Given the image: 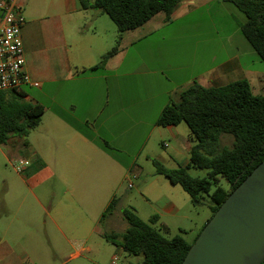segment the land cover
I'll return each mask as SVG.
<instances>
[{
	"label": "crops",
	"instance_id": "crops-1",
	"mask_svg": "<svg viewBox=\"0 0 264 264\" xmlns=\"http://www.w3.org/2000/svg\"><path fill=\"white\" fill-rule=\"evenodd\" d=\"M213 1L217 0H184L174 9L171 18ZM15 2L23 18L20 37L24 69L31 80L39 84L38 87L25 86L21 91L25 100L43 106L44 112L35 127L38 131L36 143L26 141L28 149L22 151L25 156H9L11 163L20 158L28 160L29 166L15 175L18 182L8 184L4 181L6 193L0 199V264H25L27 261L37 264L18 239L31 236L37 229L35 210L45 211L54 230L65 239L67 234L85 229L96 218L95 213L89 212L88 205H98L103 212L110 201L115 200L114 215H119L120 219L115 218L120 223H124L121 215L124 208H132L137 215L136 208L125 207L120 188L130 177L139 178L141 167L137 161L142 155L153 156L147 149L152 135H157L167 150V159L174 166L183 167L189 162L192 143L188 128L181 124L156 126L161 111L173 102V94L178 100L180 92L193 82L204 87L223 86L219 82L237 65L224 62L218 67L204 69L184 83H177L167 92L169 99L161 103L157 101V92L166 88L164 82L172 81L158 76L163 75L161 64L153 63L156 58H152V53L158 50L154 46L166 42L174 44L177 38L160 36L151 40L149 34L172 24L164 20V15L154 21L155 15L141 27L123 33L117 53L98 68L95 66L100 57L114 47L116 38L114 24L101 20L104 14L88 12L90 10L83 9L79 0ZM1 19L0 11V24ZM126 78L134 79V85L127 86L134 96L130 104L119 97L116 105L114 99L123 92L119 80ZM139 79L142 80L138 83ZM25 88L32 92L27 94ZM165 88L162 94H166ZM138 92L141 95H137ZM21 140L12 137L7 143L20 151L19 145L25 139ZM100 141L112 144L130 158L129 162L105 152L98 144ZM29 181L35 190L46 181L47 191L39 188L36 195ZM170 185L171 189L163 185L164 190L154 185L143 194L147 201L159 205L158 213L153 215L155 222L163 216L179 215L180 209L169 194L177 193L176 187L180 186ZM42 224L46 226V221ZM159 224L164 232L169 231L167 223ZM126 229L125 226L123 232ZM199 229L195 231L198 233ZM98 231L97 227L95 232Z\"/></svg>",
	"mask_w": 264,
	"mask_h": 264
},
{
	"label": "trees",
	"instance_id": "trees-1",
	"mask_svg": "<svg viewBox=\"0 0 264 264\" xmlns=\"http://www.w3.org/2000/svg\"><path fill=\"white\" fill-rule=\"evenodd\" d=\"M79 1L83 9L107 15L118 32L117 44L100 57L95 66L99 68L117 53L123 33L141 27L158 13L168 21L184 0ZM224 1L244 15L245 22L239 30L264 63V0ZM43 112V107L25 100L21 90L0 92V145L12 137L25 138L39 125ZM180 123H185L189 130L192 143L189 162L174 170L165 169L155 160L152 163L156 174L163 175L173 185H179L193 206L200 204L202 194L208 195L212 204L211 218L227 196L264 159V96L254 95L246 79L212 87L193 82L180 92L176 102L163 108L156 126ZM221 134L232 136L230 147L220 146ZM98 144L115 159H121L119 150L112 149L106 141ZM190 167L207 170V177H191L187 173ZM219 178L226 180L228 189L219 186ZM212 187L214 189L209 193ZM114 207L115 200H111L102 217ZM121 215L127 229L121 234L104 233L102 236L127 254L141 257L140 264H181L203 228L192 242L179 235L167 239L150 225L155 222V216L148 223L144 222L132 208H124Z\"/></svg>",
	"mask_w": 264,
	"mask_h": 264
},
{
	"label": "rangeland",
	"instance_id": "rangeland-1",
	"mask_svg": "<svg viewBox=\"0 0 264 264\" xmlns=\"http://www.w3.org/2000/svg\"><path fill=\"white\" fill-rule=\"evenodd\" d=\"M88 12L93 13L94 11L90 10ZM160 16H163V14H156L153 20L157 21ZM101 18V20L107 22V24L113 25V22L107 15H102ZM168 22L172 23L169 27L160 28L153 34H149L151 40L159 38L160 36L177 38L174 44H166L168 43L166 42L164 43L165 45L154 46L157 47L156 49L158 50L152 53V58H156L153 63L157 65L160 63L163 72V75L158 76L172 81L171 83L164 82L166 88L164 86L161 90L165 88L166 94H162L161 90L157 92L159 94L157 101L165 103L167 99H169L167 92L173 90L177 83H184L190 77H193L204 69L218 67L224 62L237 65V68L226 74L225 78L223 80L221 79L222 81L219 82L220 84L226 85L236 80L246 79L254 95L264 96V63L259 59L256 52L241 34L239 26L245 22V17L232 4L224 0L213 1L207 6H201L183 15H175L170 18ZM113 26L114 37H116L114 41L115 46L118 42V32L115 25ZM133 80L129 78L119 80L118 84L121 88L123 86V92L120 94L118 93L119 95L114 99L116 105L119 102V97L123 98L124 101L129 104L131 103L130 100L134 94L127 90V86H133ZM141 80L139 79L138 83ZM185 87L187 86H184V88ZM25 92L30 94L32 91L31 89L25 88ZM136 94L141 95L140 92ZM171 101H177L174 94L172 95ZM180 124L187 128L185 123ZM37 134L38 131L35 128L30 130L28 135L23 138L25 139L24 142L36 143ZM18 139L21 140L22 138ZM232 142L233 138L231 135H220V146L230 147ZM108 145L112 149L118 150L111 146L112 144ZM26 149H28V144L24 145V143L19 145L20 151L10 147L8 143L0 145V199L6 193L5 180L8 184L12 181L18 182V179L15 177V175L17 176V172L11 166L12 159L9 156L12 154L21 156L25 154L23 152H25ZM147 149L148 153H151L153 156L142 155V157L139 158L137 165L141 167L140 176L137 179L130 177L129 180L122 182L120 197L122 194L125 207L131 205L136 208L138 211L137 216L148 223L149 218L155 215V213H158L157 210H159V205L155 202L147 201L143 194L154 185L162 187V190H164L163 185L168 189L172 188V185H170L169 181L164 176L156 174L152 160L159 162L167 170H174L177 166H174L173 162L167 159V150L161 145L157 135H152ZM120 154L122 160L129 162V157L125 154ZM158 155L165 158L166 162L161 161ZM7 156L9 158H7ZM19 159L20 158L14 160ZM187 173L191 177L206 178L208 171L190 167ZM28 185L34 190L36 195L39 188L44 191H47L48 188L46 181L36 190L30 181ZM219 186L224 189L229 188V184L223 178H219ZM176 188L177 193L169 195L176 201L180 209L179 215L173 218L163 216L160 221L158 220L150 225L167 239L179 235L191 242L194 238V233H197L195 229L204 226L210 218V207L212 204L209 196L202 194L200 197V204L198 206H193L187 194L182 191L180 187ZM142 189H144V192H142ZM213 189L214 187L211 188L209 193H211ZM88 210L90 213H95L96 218L93 219L92 223L89 222L85 229L81 228L78 232L72 231L71 234H67L66 239L69 241L54 230L51 221L47 218L46 212L41 209L35 210L38 215L37 229L33 231L31 236H20L18 239L24 248H28V251L34 256V261L37 264H107L112 257H116V264H140L141 257L127 254L120 247L107 242L102 236L104 233L108 234L113 231L115 232L114 234L123 232L124 227H128L127 223L125 221H123L124 223L118 222L116 218L120 219V217L119 215L118 217L114 215V210L104 215V217H102V214L105 210L101 212L102 209H100L98 205H88ZM100 217H102V219L99 222ZM43 220L46 221V226H43ZM162 221L167 223L169 231L164 232L160 229L159 223ZM97 227L99 228L98 233L95 232ZM28 263L29 261L25 262V264Z\"/></svg>",
	"mask_w": 264,
	"mask_h": 264
},
{
	"label": "water",
	"instance_id": "water-1",
	"mask_svg": "<svg viewBox=\"0 0 264 264\" xmlns=\"http://www.w3.org/2000/svg\"><path fill=\"white\" fill-rule=\"evenodd\" d=\"M264 261V159L220 204L181 264Z\"/></svg>",
	"mask_w": 264,
	"mask_h": 264
},
{
	"label": "built area",
	"instance_id": "built-area-1",
	"mask_svg": "<svg viewBox=\"0 0 264 264\" xmlns=\"http://www.w3.org/2000/svg\"><path fill=\"white\" fill-rule=\"evenodd\" d=\"M2 19L0 24V92L21 90L25 86L38 87L39 84L29 77L24 69V56L20 28L23 24L21 8L15 0H0ZM11 166L17 173H21L29 161L16 160ZM116 257H112L107 264H116Z\"/></svg>",
	"mask_w": 264,
	"mask_h": 264
}]
</instances>
